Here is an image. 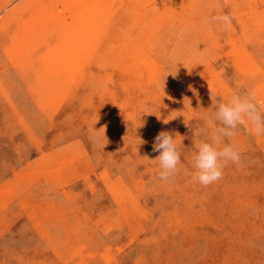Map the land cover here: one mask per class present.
I'll use <instances>...</instances> for the list:
<instances>
[{"label":"rangeland","instance_id":"obj_1","mask_svg":"<svg viewBox=\"0 0 264 264\" xmlns=\"http://www.w3.org/2000/svg\"><path fill=\"white\" fill-rule=\"evenodd\" d=\"M252 92L264 115V0H0V264H264V134L191 175L215 106Z\"/></svg>","mask_w":264,"mask_h":264},{"label":"clouds","instance_id":"obj_2","mask_svg":"<svg viewBox=\"0 0 264 264\" xmlns=\"http://www.w3.org/2000/svg\"><path fill=\"white\" fill-rule=\"evenodd\" d=\"M233 19L232 14L223 13L206 18L203 23L207 26L215 22L224 32H228L232 29ZM211 119L214 128L210 138L195 142V152L192 155V179L203 186L220 180L223 168L229 162L240 164L241 156L237 147L226 142L235 135L238 126H250L256 135L264 134V115L258 107L255 92L243 95L233 93L226 102L215 106ZM153 151L159 152L156 158L160 166L159 178L163 181L169 180L177 171L181 155L173 134L161 131L155 137Z\"/></svg>","mask_w":264,"mask_h":264},{"label":"bare ground","instance_id":"obj_3","mask_svg":"<svg viewBox=\"0 0 264 264\" xmlns=\"http://www.w3.org/2000/svg\"><path fill=\"white\" fill-rule=\"evenodd\" d=\"M5 7V6H4ZM195 25V24H194ZM207 39V38H206ZM118 102V101H117Z\"/></svg>","mask_w":264,"mask_h":264}]
</instances>
